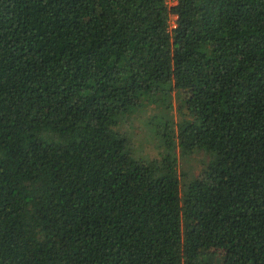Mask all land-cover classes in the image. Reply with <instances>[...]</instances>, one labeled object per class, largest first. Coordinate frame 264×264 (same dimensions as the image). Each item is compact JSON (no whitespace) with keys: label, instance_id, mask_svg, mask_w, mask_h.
<instances>
[{"label":"trees","instance_id":"obj_1","mask_svg":"<svg viewBox=\"0 0 264 264\" xmlns=\"http://www.w3.org/2000/svg\"><path fill=\"white\" fill-rule=\"evenodd\" d=\"M0 264H264V0H0Z\"/></svg>","mask_w":264,"mask_h":264},{"label":"rangeland","instance_id":"obj_2","mask_svg":"<svg viewBox=\"0 0 264 264\" xmlns=\"http://www.w3.org/2000/svg\"><path fill=\"white\" fill-rule=\"evenodd\" d=\"M176 96V95H175ZM135 124V126H138L139 124H140V119H137V120H135V121H133V123H131L130 124V126H133ZM136 128V127H135ZM130 131V130H129ZM131 132H133L134 133V136L136 137V138H140L141 139V137H143L144 138V136L147 134V132H145V133H140V132H137L136 130H131ZM151 141H146V145H145V149H144V152L145 153H150V151L151 152H153L154 153V151H156L153 147H151Z\"/></svg>","mask_w":264,"mask_h":264},{"label":"built area","instance_id":"obj_3","mask_svg":"<svg viewBox=\"0 0 264 264\" xmlns=\"http://www.w3.org/2000/svg\"><path fill=\"white\" fill-rule=\"evenodd\" d=\"M170 3V4H174L175 3V0H167V3ZM176 20H177V17L176 15H172L171 18L169 19L168 21V25H169V28H174L176 26Z\"/></svg>","mask_w":264,"mask_h":264}]
</instances>
